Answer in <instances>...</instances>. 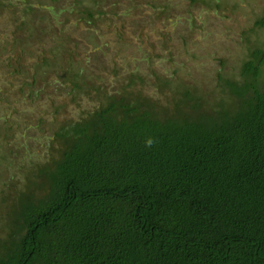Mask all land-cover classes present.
Masks as SVG:
<instances>
[{
    "label": "trees",
    "instance_id": "16d2710c",
    "mask_svg": "<svg viewBox=\"0 0 264 264\" xmlns=\"http://www.w3.org/2000/svg\"><path fill=\"white\" fill-rule=\"evenodd\" d=\"M254 25L264 31V11ZM220 63L207 91L177 71L152 72L155 97L142 72L118 90L93 88L98 105L7 176L0 264H264V42L228 74ZM80 78L79 68L64 81L74 91Z\"/></svg>",
    "mask_w": 264,
    "mask_h": 264
},
{
    "label": "rangeland",
    "instance_id": "374dc122",
    "mask_svg": "<svg viewBox=\"0 0 264 264\" xmlns=\"http://www.w3.org/2000/svg\"><path fill=\"white\" fill-rule=\"evenodd\" d=\"M78 1L0 0V152L13 154L11 164L0 161V192L9 176L23 171L17 164L47 155L58 126L98 105L93 88L118 90L142 72L143 93L155 97L152 72L177 71L207 91L221 61L228 74L249 46L264 42V31H251L264 0H200L191 7L190 0H84L95 16L90 23ZM57 45L55 61L46 66V53ZM79 68L81 89L73 91L64 78Z\"/></svg>",
    "mask_w": 264,
    "mask_h": 264
},
{
    "label": "clouds",
    "instance_id": "9594fccd",
    "mask_svg": "<svg viewBox=\"0 0 264 264\" xmlns=\"http://www.w3.org/2000/svg\"><path fill=\"white\" fill-rule=\"evenodd\" d=\"M153 143H154V141L152 139H148L146 141V146L151 147Z\"/></svg>",
    "mask_w": 264,
    "mask_h": 264
}]
</instances>
